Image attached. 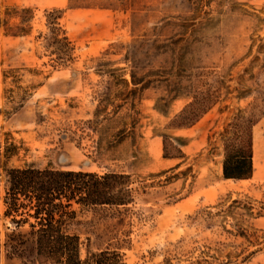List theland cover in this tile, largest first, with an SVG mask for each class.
Listing matches in <instances>:
<instances>
[{"label": "rangeland", "instance_id": "obj_1", "mask_svg": "<svg viewBox=\"0 0 264 264\" xmlns=\"http://www.w3.org/2000/svg\"><path fill=\"white\" fill-rule=\"evenodd\" d=\"M239 111L257 120L246 182L220 173ZM26 166L129 176L119 215L68 225L82 260L264 264V0H0V264L34 261L5 247L28 231L3 204Z\"/></svg>", "mask_w": 264, "mask_h": 264}, {"label": "trees", "instance_id": "obj_2", "mask_svg": "<svg viewBox=\"0 0 264 264\" xmlns=\"http://www.w3.org/2000/svg\"><path fill=\"white\" fill-rule=\"evenodd\" d=\"M254 117L252 112L239 111L223 130L221 172L225 180H248L252 176ZM6 179L4 217L11 218L16 227L28 225L25 234L7 237V258L30 253L33 264H123L120 255L107 248L88 253L82 260L80 237L69 233L68 225L76 220L77 209H115L119 215V209L133 202L129 176L26 166L10 169ZM116 218L120 225L122 220Z\"/></svg>", "mask_w": 264, "mask_h": 264}, {"label": "bare ground", "instance_id": "obj_3", "mask_svg": "<svg viewBox=\"0 0 264 264\" xmlns=\"http://www.w3.org/2000/svg\"><path fill=\"white\" fill-rule=\"evenodd\" d=\"M257 138V135L255 133V137L253 138L254 145H253V155H252V168L255 171L253 175H257L258 171L260 170V165L258 163V155H257V150L255 148V140ZM220 173H221V167H220ZM227 181H232V180H227ZM242 182H246V180H242Z\"/></svg>", "mask_w": 264, "mask_h": 264}]
</instances>
